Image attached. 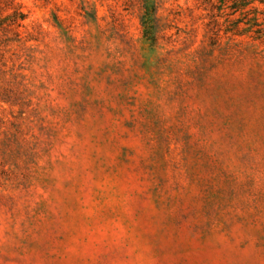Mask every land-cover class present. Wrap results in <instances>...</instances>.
Returning <instances> with one entry per match:
<instances>
[{"label":"rangeland","instance_id":"1","mask_svg":"<svg viewBox=\"0 0 264 264\" xmlns=\"http://www.w3.org/2000/svg\"><path fill=\"white\" fill-rule=\"evenodd\" d=\"M0 264H264V0H0Z\"/></svg>","mask_w":264,"mask_h":264},{"label":"trees","instance_id":"2","mask_svg":"<svg viewBox=\"0 0 264 264\" xmlns=\"http://www.w3.org/2000/svg\"><path fill=\"white\" fill-rule=\"evenodd\" d=\"M151 18V16L149 15H143V24L146 26L147 29H152V26L150 25L149 19ZM147 33L150 34V32L147 31Z\"/></svg>","mask_w":264,"mask_h":264}]
</instances>
